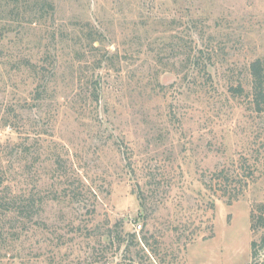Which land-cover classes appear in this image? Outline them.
I'll return each instance as SVG.
<instances>
[{
    "label": "rangeland",
    "instance_id": "374dc122",
    "mask_svg": "<svg viewBox=\"0 0 264 264\" xmlns=\"http://www.w3.org/2000/svg\"><path fill=\"white\" fill-rule=\"evenodd\" d=\"M48 2L54 15L43 12L45 23L57 30L49 46L58 59L55 92L40 119L36 110L23 113L55 141L61 172L80 167L81 183L69 180L80 195L59 202L44 190L32 222L1 220L0 264H264V250L252 257L250 247L263 232L250 228L264 203V114L228 93L230 85L248 86L252 61L264 62V0ZM87 22L113 54L96 70L99 103L78 83L99 56L84 64L83 49L68 47L72 25ZM187 45L205 50L208 75L189 67ZM5 98L0 93V103ZM13 137L0 130V142ZM220 170L249 181L231 204L203 184ZM35 171L22 180L31 190L41 179L58 183L48 169L41 178Z\"/></svg>",
    "mask_w": 264,
    "mask_h": 264
},
{
    "label": "trees",
    "instance_id": "16d2710c",
    "mask_svg": "<svg viewBox=\"0 0 264 264\" xmlns=\"http://www.w3.org/2000/svg\"><path fill=\"white\" fill-rule=\"evenodd\" d=\"M49 11L54 15V6L48 0H0V93L6 95L5 102L0 103V130L7 129L15 135L7 141L0 142V223L1 220L20 225L32 222L33 218L39 215L38 210H41L46 202L41 196L44 190L50 189V193L57 201L72 202V199L77 200L80 195L76 193L77 191H72L73 184L69 183L72 175L76 177L77 183H81L80 179L83 177L79 173L80 167L78 169L76 166L73 169L74 165L71 164L68 173L61 172V156L55 153L51 146L56 144L55 141L52 139L46 141L44 131L39 128L40 124H36L41 118V107L55 92V87H51L53 81L51 77L55 76L58 70L57 56L53 55L52 49L49 48L51 44L54 45L56 26L55 23L47 25L43 14L45 12L47 15ZM37 30L41 33L38 39L35 37ZM35 31V34H31ZM104 40L105 36L91 23L87 22L83 26L72 25V38H70L72 44L70 43L68 47L74 52L83 49L84 64L90 57L99 56L95 60L88 61L93 64L90 78L82 81L83 79L79 77L78 80L81 93L87 100L95 103H99L102 91L100 83L96 81L100 77L96 70H104V63L113 61L111 56L113 54L108 52V44H105ZM185 48L184 51H189L186 56L189 67L199 74L208 75L206 66H202L203 57L201 58L202 51L205 50L195 45L181 47V49ZM17 51H27V53L21 54ZM75 59L81 62L76 57ZM248 75L247 87L241 83L236 87L230 85L228 93L246 98L253 113L264 114V62L260 59L252 61L248 66ZM11 76H26L28 83L24 86L13 85L9 83ZM24 110L29 112L36 110L34 117L38 119L33 120L25 116ZM43 143L48 145L44 146ZM117 149V152H121L120 147ZM41 156L47 158L41 160ZM43 164L45 167H42ZM31 166L36 167L35 174L40 178L44 170L48 169L51 178L54 177V181L58 183L41 179L40 183L31 190L26 182H22L23 176ZM125 168L128 172L133 171L131 163ZM239 176V173L230 175L220 170L214 172L203 184L209 190L216 186L221 195L226 196L228 204H231L239 200L249 184V181ZM249 176L252 182L253 173H249ZM214 192H216L215 188ZM138 199L141 203L144 200L140 189ZM251 220L252 231L258 229L263 231L259 241L250 243L253 257L256 249L264 250V203L257 207Z\"/></svg>",
    "mask_w": 264,
    "mask_h": 264
},
{
    "label": "built area",
    "instance_id": "2783aa9c",
    "mask_svg": "<svg viewBox=\"0 0 264 264\" xmlns=\"http://www.w3.org/2000/svg\"><path fill=\"white\" fill-rule=\"evenodd\" d=\"M138 227H140V226H138Z\"/></svg>",
    "mask_w": 264,
    "mask_h": 264
}]
</instances>
